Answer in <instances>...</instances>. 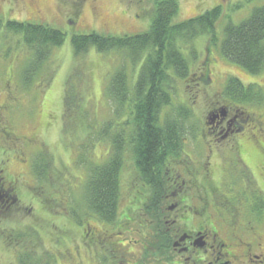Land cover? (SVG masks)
<instances>
[{
	"label": "rangeland",
	"instance_id": "374dc122",
	"mask_svg": "<svg viewBox=\"0 0 264 264\" xmlns=\"http://www.w3.org/2000/svg\"><path fill=\"white\" fill-rule=\"evenodd\" d=\"M81 1L0 0V19L4 25L9 20L42 23L65 34L64 43L53 49L42 68L37 73L36 69L35 72L26 73L31 60L30 50L23 44L21 36L8 33L5 26L0 29V176H4V183L9 180L18 183L16 193H13L14 203L10 206V197L9 210L3 209L0 212V264H15L17 257L22 259L20 264L34 263L37 257L41 260L53 257L52 260L56 258L54 264H67L65 262L78 259L79 255L83 264L99 262L95 251L92 253L90 249H85L86 242L83 239L86 236L83 228L102 230L100 222L84 214L79 224L69 212L74 203L71 199L67 202V198L69 195L74 198L80 195L79 186H82L81 181L87 175L84 168L81 170L79 165H74L77 157L74 150L80 144L82 146L83 142L88 144L86 139L90 137L88 142L91 140L94 145L88 146L90 155L87 153L86 156H90V160L96 164L107 159L110 143L105 139L95 140L94 134L91 137L88 126L91 124L98 128L106 120L115 118L112 106L105 96L112 74L125 66L128 82L132 85L140 69L139 65L132 66L122 53L102 54L93 48L76 58L70 39L73 34L91 32L113 36L143 34L148 29L145 31L146 26L142 27L140 23L151 19L154 2L157 0ZM177 1L178 9L171 20L174 26L217 6L221 8V13L213 29L215 44L210 41L211 35L209 37L206 34L191 41H178L176 44L187 61V73L184 77L170 73L171 103L162 109L160 119L162 121L165 116H177L181 109L187 110L189 115L184 122L179 157L168 160L165 177L170 180L178 176V172L189 168L192 173H183L181 176L191 177L194 183V178L199 181L201 192L211 195L209 198L213 200H210L212 204L222 205V214L227 215L226 218L231 223H237L241 227L254 225L259 234L264 235V197H259L263 207L259 211H253L250 209V202L247 205L246 200L238 199L234 202L230 196L234 187L240 188L245 182L247 185L249 183V174L242 172H247L243 166L240 165L242 170L238 168L240 163L231 153L236 143L243 146L246 142L254 144V148L249 147L250 153L245 146L248 152L246 162L251 167L258 166L259 176L264 175V69L257 74H250L225 59L219 49L224 28L228 24H241L251 16L255 8L264 5V0ZM233 78L243 87L258 90L260 96L256 98L260 102L254 106L246 104L248 113L252 116H238L240 118L233 121L232 129L237 130L242 126L244 134H230L226 139L219 138L217 154H211L210 136H204L207 124L210 123L207 121L208 113L224 104L229 105L222 101L225 98L223 91L227 82ZM69 80L79 87L77 86L76 93L71 98V111L75 113L67 123L62 116L64 94ZM220 93L222 95L219 96ZM87 114L90 118L85 123L80 116ZM122 121L124 118L118 120ZM213 149L215 150L214 147ZM251 151L262 155L258 158L260 163L257 165L255 156L258 155H253ZM40 156L45 159L47 157L49 161L45 167L48 177L43 182L38 181L30 170L31 162H35V158ZM208 170L210 174L207 173ZM229 170L235 178L231 177ZM254 172L257 175L256 169ZM261 178L264 181V176ZM232 179H236L237 183L227 191L222 183H230ZM208 184H215L223 194L222 197L212 193L213 188ZM249 187H253L252 182ZM194 188L191 192L195 191ZM119 190L118 217L127 214L131 219L130 224L140 230L138 226L144 224L147 217L144 210L148 205L150 190L140 179L130 150L124 153ZM188 192L192 195L190 190ZM255 199L250 198L251 201ZM208 202L202 201L201 207ZM165 204L170 206V203ZM242 218L246 221H242ZM131 238L135 239L136 236L132 235ZM262 240L264 242V238Z\"/></svg>",
	"mask_w": 264,
	"mask_h": 264
},
{
	"label": "trees",
	"instance_id": "16d2710c",
	"mask_svg": "<svg viewBox=\"0 0 264 264\" xmlns=\"http://www.w3.org/2000/svg\"><path fill=\"white\" fill-rule=\"evenodd\" d=\"M177 9V0L155 1L149 28L140 35L113 36L91 32L71 36L70 46L76 58L93 48L102 54L122 53L132 66L139 65L140 69L132 85L128 82L125 66L112 74L105 89V96L112 106V115H115V118L106 120L98 128L88 123L91 137L94 134L95 140L105 139L110 143L107 159L101 164H96L90 160V156H86L89 153L88 146L94 145L91 140L88 142L90 137L86 139L88 144L83 142L82 146L80 144L76 147L77 150H74L77 153L74 165H79L81 170L84 168L87 172L86 179H82V186H79L80 195L76 198L69 195L67 198V202L71 199L74 203L73 208L68 207L70 216L73 215V219L79 224L84 214L107 224L117 220L119 175L126 150L131 151L140 179L150 189L151 195L145 210L158 207L164 189L163 179L168 160L179 157L183 144L181 137L184 122L189 115L187 110L181 109L177 116H165L162 121L160 119L162 109L171 103L170 73L178 77H184L187 73V61L176 44L178 41H191L205 34L209 37L211 35L210 41L215 44L213 29L221 13V8L217 6L174 26L171 20ZM3 26L8 33L21 36L23 44L30 50L31 60L26 73L35 72V69L37 73L53 49L60 47L65 41V34L61 30L47 24L9 20L4 25L0 19V29ZM219 49L225 59L248 73L257 74L262 71L264 5L255 8L251 16L241 24H228L223 30ZM77 86L71 84L70 80L66 85L62 117L67 123L75 113L71 111V98L76 93ZM257 96H260L258 90L243 87L235 78L227 82L223 91V97L239 104H257L260 102ZM80 117L86 123L90 115ZM120 118H124V121L118 122ZM47 163V157L45 159L41 156L31 162V174L36 176L38 181L47 180ZM38 165L41 166L39 170ZM231 200L238 201L236 198ZM257 200L260 202L259 206L255 200L253 211H259L264 206L261 199ZM253 202L250 201V205Z\"/></svg>",
	"mask_w": 264,
	"mask_h": 264
},
{
	"label": "flooded vegetation",
	"instance_id": "af4514ba",
	"mask_svg": "<svg viewBox=\"0 0 264 264\" xmlns=\"http://www.w3.org/2000/svg\"><path fill=\"white\" fill-rule=\"evenodd\" d=\"M81 2L84 3L85 0ZM37 18L41 19L38 16ZM147 21L140 23L142 27L146 26L145 31L149 28L151 19H147ZM220 95L222 94L220 93ZM222 101L229 105L224 104L219 109L210 111L207 117V121L210 123L207 124V132H204V136H210L211 154H217L219 138L226 139L230 134H244L242 126L237 130L232 129L233 121L240 118L238 116H252L248 113L246 104L241 105L227 98ZM245 146L248 147V152L249 147L254 148L253 143L249 145L246 142ZM245 146L236 143L231 153L240 163L238 168L241 169V165L246 169L247 172L241 170L244 174H249L247 180L250 184L252 182L253 187L250 188V184L247 185L246 182L240 188L233 186L234 192L230 196L246 200L245 205H247L251 201L250 198H256L255 200L258 201L259 197H264V181L261 178L264 175L259 176L258 166L251 167L246 162L248 152L245 150ZM258 149L259 152L262 151L260 147ZM251 153L258 155L255 156L257 158L255 165L260 163L258 158L262 156L261 153L257 152L256 154V151H251ZM255 169L257 175L254 172ZM262 169L264 170V161ZM2 173L3 171H1ZM178 173V176L172 177L170 180L164 177V189L158 207L144 210L147 217L144 224L138 226L140 230L130 224L131 219L127 214L118 217L115 222L110 224L100 222L102 230L93 231L90 228H83L84 236H86L85 240L83 239L86 245H83L92 253L96 252V258L99 261L96 264H264V242L262 240L264 235H260L259 231L253 227L254 225L248 224V226L241 227L237 223H231L230 219L226 218L227 215L222 214V205L212 204L213 200L209 198L211 195L201 192L199 181L194 178V183L191 181V177L181 176L183 173H192L189 168L187 171ZM207 173L210 174V171L208 170ZM228 173L234 177L231 170ZM204 179L206 182V177ZM4 180V176L1 175L0 212L3 209L9 210V198L11 197V206L15 200L13 193H16L18 187V183L14 180H9L7 183H4ZM235 182L236 179L230 183L222 184L224 188H227V191H230ZM208 185L213 188L212 193L217 194V197H222L223 194L220 193L218 187H215V184ZM193 188L195 191L191 192ZM202 201L209 202L201 207ZM165 202L170 203V206ZM254 205L255 201L251 204L250 209H254ZM242 221H246V219L242 218ZM132 235H135L136 238L132 239ZM52 258L46 257L41 260L40 257H37L34 259L36 263L30 264H54L56 258L54 260ZM80 258L81 255L78 259L75 258L73 261L65 263L75 262L78 264L81 262L83 264ZM93 260L95 261L94 258ZM15 261V264H20L22 259L17 257ZM53 261L55 262L53 263ZM93 264L95 263L93 262Z\"/></svg>",
	"mask_w": 264,
	"mask_h": 264
}]
</instances>
